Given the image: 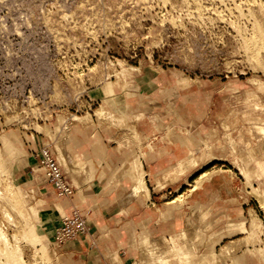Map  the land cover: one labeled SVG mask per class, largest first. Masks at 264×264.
<instances>
[{"label":"rangeland","instance_id":"1","mask_svg":"<svg viewBox=\"0 0 264 264\" xmlns=\"http://www.w3.org/2000/svg\"><path fill=\"white\" fill-rule=\"evenodd\" d=\"M253 25L262 28L260 46L248 44ZM253 51L259 56L253 57ZM143 76L184 78L194 87L215 84L220 91L218 114L224 117L220 135L224 143L219 140L218 148L225 149L230 163L234 157L246 156L243 136L253 145L259 139L248 124L264 119V83L256 82H264V0H0V231L11 249L20 246V264H73L68 255L73 251L54 247L52 234L39 224V196L33 186L24 185L13 174L29 156L27 136L39 133L50 140L65 176L68 161L75 171H86L83 161L82 167L73 164L67 150L72 127L94 121L127 131L128 121L144 123L146 116L137 119V113L128 115L120 100L110 102L109 108L104 104V99L119 92L141 88ZM243 98L256 100L263 109H249ZM110 112L123 119L115 121ZM225 119L237 124L238 130L229 129ZM59 148L65 161L59 157ZM214 156L206 147L200 156L190 151L175 168L188 166L191 157L199 164V159L205 163ZM258 162L264 165V155H249L243 165L252 172ZM240 175L255 206L261 201L264 209V173L250 179ZM179 176L171 172L164 176V182H175ZM254 219L258 217L245 216L248 223L236 232L230 227L237 224L227 227L229 234L242 232L236 243L239 250L246 240L248 245L256 244L264 234L259 219L262 229H251ZM190 234L187 240L192 248L189 245L188 253H181L178 244L174 245L182 256L175 264H190L200 247ZM138 240L129 248L134 254L127 264H160ZM3 241L0 237L1 253L5 250ZM237 252L230 257L219 254L223 260H232ZM74 255L75 264H82ZM106 258V264H123L117 255ZM4 262L1 256L0 264Z\"/></svg>","mask_w":264,"mask_h":264},{"label":"crops","instance_id":"2","mask_svg":"<svg viewBox=\"0 0 264 264\" xmlns=\"http://www.w3.org/2000/svg\"><path fill=\"white\" fill-rule=\"evenodd\" d=\"M143 80L141 88L119 92L104 99V104L109 108L110 102L120 100L128 115L137 113V119L146 116L144 123L128 121L127 131L94 121L72 127L67 150L73 164L82 167L83 161L86 171H75L68 161L66 177L73 187L70 198L55 195L42 176L34 178L35 159L28 156L14 170L13 174L24 185L33 186L39 196L35 205L40 207L39 224L53 237L62 216L73 209L86 214V234L64 247L73 251L68 254L73 264L74 253L82 264H106L110 254L127 264L134 254L129 248L140 234L173 237L180 242L179 229L188 225L196 227L192 237L201 243L190 264H264V234L256 244L241 247L232 260L218 256L222 246L241 239L242 232L229 234V225L248 223L244 217L250 216L258 217L264 226L261 203L255 206L239 171L226 159L228 153L218 148L224 130V117L217 106L220 91L209 83L194 87L184 78L143 76ZM111 115L115 121L123 119ZM224 121L229 129L238 130L237 124ZM204 147L215 154L211 162L199 159L198 165L175 182H164L166 173L190 151L200 156ZM59 157L65 161L60 148ZM253 170L263 176L264 169L256 166ZM206 173L210 175L206 177Z\"/></svg>","mask_w":264,"mask_h":264},{"label":"bare ground","instance_id":"3","mask_svg":"<svg viewBox=\"0 0 264 264\" xmlns=\"http://www.w3.org/2000/svg\"><path fill=\"white\" fill-rule=\"evenodd\" d=\"M259 28H261V27H259ZM259 28H257L256 26L254 27V25L252 26V35H251V38L250 39H248L247 41H248V44L249 45H257V46H260V44H261V41H262V33H261V31H260V29ZM262 29V28H261ZM261 54V53H260ZM252 56L253 57H257V56H259L258 55V53L257 52H255V51H253L252 52ZM251 56V57H252ZM258 59V58H257ZM259 59H260V57H259ZM257 82V84L258 85H263V83L264 82H261V81H256ZM255 82V83H256ZM251 97V96H250ZM253 97H255V96H253ZM258 96H256V98H257ZM245 101V104L246 105H249V106H247V107H249V109L251 108V109H253V111L254 110H256V109H260V108H258V107H261L262 109H263V106H261V104H258L257 103V101L255 102L254 100H252V98L250 99V98H243V102ZM261 102V101H260ZM248 109V108H247ZM248 109V110H249ZM251 111V110H250ZM256 112V111H255ZM249 125V130L251 131V133H252V135H254V134H256V137H257V135H258V137L257 138H259V139H257V141H256V143L258 142V144H256V145H253L252 144V142H251V139H249L248 137H245V135L243 136V138H242V146L244 147V151L247 153V155L246 156H244V157H242V158H240V159H238V158H236V157H234L233 159H232V161H231V165L234 167V168H236L237 170H239V172L242 174V175H244L247 179H250L249 177H251V176H254V177H258V174L256 173V172H258V170H253L252 172H250V171H247L246 170V168H245V166L243 165V161L244 160H246L247 158H248V156L249 155H258V154H260L261 155V158H262V156L264 155V153H263V146L264 145H262V143L264 144V119H259L258 121H256V122H251V123H249L248 124ZM256 137H255V140H256ZM254 138V137H253ZM59 145H60V143H59ZM213 160V158H210V159H208L207 160V162L205 163V164H207V163H209V162H211ZM186 161V160H185ZM187 164L186 165H188V166H185V168H183V167H178L177 169H174L173 171H171V172H173V174L174 175H176V176H179V175H184V173H185V170L184 169H186V168H189V167H191V166H194V165H197L198 164V162H197V160L194 158V157H191L190 159H187V162H186ZM258 167H259V169H264V165L261 163V162H258ZM171 172H167L166 173V175L165 176H167L169 173H171ZM203 175V174H202ZM208 174L206 173V177H208L207 176ZM211 175H213V173L211 174ZM221 175H222V173H221ZM170 176V175H169ZM172 177V176H171ZM170 177V178H171ZM203 177V176H202ZM211 177H209V179H210ZM225 178V177H224ZM197 179H200V181L202 180V179H204L205 180V178H197ZM207 180V179H206ZM228 180V179H227ZM168 181V180H167ZM176 181V180H175ZM197 181H199V180H197ZM203 181V180H202ZM196 184V183H195ZM198 184H199V182H198ZM163 185V184H162ZM197 185V184H196ZM201 185V184H200ZM197 187H200V186H197ZM9 189H10V191H11V193L14 195L15 194V191H13L12 189H11V186H9ZM137 189H139V187L137 188ZM136 189V190H137ZM256 192V191H255ZM263 192V194H261V195H263L264 196V191H262ZM257 193V192H256ZM254 194V193H253ZM262 196V197H263ZM15 198V197H14ZM16 199V198H15ZM260 203H261V201H260ZM263 207H264V205H263ZM6 213V212H5ZM7 214V213H6ZM9 216V215H8ZM7 216V218L8 219H10L9 217ZM255 220V219H254ZM251 222V224L252 225H250L251 226V229H255V231L257 232L258 230L260 231L261 229H262V225L260 224L261 222H259L258 221V219L257 220H255L253 223H252V221H250ZM245 225V224H244ZM244 225L243 224H237V225H232L231 227H230V229H233V230H235V232L236 231H238V230H241L243 227H244ZM252 226L254 227V228H252ZM195 227V226H194ZM264 227V226H263ZM196 228V227H195ZM198 228V227H197ZM236 228H238V229H236ZM245 228V227H244ZM194 229V228H193ZM1 230V229H0ZM188 231H189V233H188ZM192 226H184V227H181L180 229H179V234L181 235V241L180 242H178V243H175V241H173L174 239L173 238H171L170 240L169 239H167V238H164L163 236H161V237H163L162 238V240L158 237V239L159 240H161V241H158V242H160V243H157L156 241L158 240H156L155 242H154V237H152V235L151 234H149V233H142V234H140L137 238H139V240H138V244L142 247V248H144L145 249V251H147V253H149V255L150 256H153V257H155L156 259H157V261H159V263L160 264H175V262L180 258H182V256H180L179 257V255L181 254V253H184L188 248H192V242L191 243H189L188 242V240H187V237H189V235L188 234H190V236H192ZM194 231H195V229H194ZM0 237L5 241V250H4V252H0V255L3 257L4 256V260L6 261V262H4V263H2V264H20V260H21V258H20V254H21V249L19 250V248L18 247H20V246H18V247H16L15 246V249H11L10 248V246L8 245V242H7V237H6V235L4 234V232H2V231H0ZM193 238V237H192ZM246 240V239H245ZM3 241V242H4ZM153 241V242H152ZM190 241V240H189ZM192 241V240H191ZM251 241V240H250ZM240 242V241H239ZM241 242L243 243V241L241 240ZM245 242V241H244ZM254 242V241H253ZM189 243V244H188ZM237 242H232V243H229L228 244V246L226 245L225 246V248H224V250H221L220 252H221V255L223 254V257H224V254H228L227 256H229V254L231 253V254H233V253H235V252H237L238 250H239V246H238V244H236ZM246 243H247V240H246ZM243 243L245 246L246 245H248L249 243ZM177 245L178 244V246H179V248H178V250L181 252V253H178L177 252V250H176V248H175V246L174 245ZM200 244V243H199ZM198 244V245H199ZM189 245H190V247H189ZM197 245V246H198ZM240 245V244H239ZM196 246V247H197ZM182 250V251H181ZM186 253V252H185ZM187 253H188V250H187ZM184 255V254H183ZM0 256V257H1ZM219 256H220V254H219ZM226 256V255H225ZM21 257H22V254H21ZM221 258H222V256H220ZM230 257V256H229ZM228 257V258H229ZM179 259V260H180ZM22 262V261H21ZM31 264V263H30ZM32 264H33V262H32ZM131 264H139L138 262H132ZM141 264H153L152 262H150V261H141ZM177 264V263H176Z\"/></svg>","mask_w":264,"mask_h":264},{"label":"built area","instance_id":"4","mask_svg":"<svg viewBox=\"0 0 264 264\" xmlns=\"http://www.w3.org/2000/svg\"><path fill=\"white\" fill-rule=\"evenodd\" d=\"M39 136L40 140H38ZM27 137L30 140L27 142L29 157L36 160V168L32 169L34 178L42 176L44 181L51 186L55 195L70 198L73 194V187L65 176L55 155L54 147L50 145V140H45L46 136L39 133H36V136L34 133H30ZM36 138L39 147L36 145ZM86 232V214L73 209L69 215L60 218L54 229L51 244L56 248L64 249L68 241H73Z\"/></svg>","mask_w":264,"mask_h":264}]
</instances>
